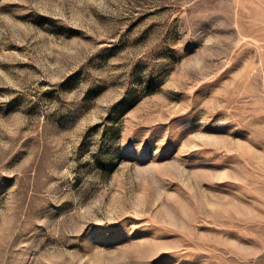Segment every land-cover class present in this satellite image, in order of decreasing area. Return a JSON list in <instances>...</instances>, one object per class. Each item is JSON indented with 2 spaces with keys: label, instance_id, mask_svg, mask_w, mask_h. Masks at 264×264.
Listing matches in <instances>:
<instances>
[{
  "label": "rangeland",
  "instance_id": "rangeland-1",
  "mask_svg": "<svg viewBox=\"0 0 264 264\" xmlns=\"http://www.w3.org/2000/svg\"><path fill=\"white\" fill-rule=\"evenodd\" d=\"M0 264H264V0H0Z\"/></svg>",
  "mask_w": 264,
  "mask_h": 264
}]
</instances>
